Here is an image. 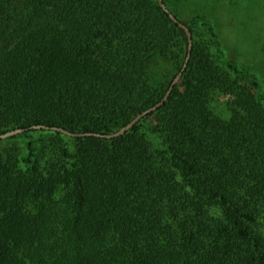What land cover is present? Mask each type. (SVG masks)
Masks as SVG:
<instances>
[{"label":"trees","instance_id":"1","mask_svg":"<svg viewBox=\"0 0 264 264\" xmlns=\"http://www.w3.org/2000/svg\"><path fill=\"white\" fill-rule=\"evenodd\" d=\"M182 24L208 44L192 41L160 125L69 137L34 126L117 132L166 93L184 30L157 0H0V134L24 130L0 147V264H264V93L210 23ZM159 57L175 72L154 82ZM213 90L234 98L226 120Z\"/></svg>","mask_w":264,"mask_h":264},{"label":"rangeland","instance_id":"2","mask_svg":"<svg viewBox=\"0 0 264 264\" xmlns=\"http://www.w3.org/2000/svg\"><path fill=\"white\" fill-rule=\"evenodd\" d=\"M169 12L181 23L200 18L213 27L220 42L224 59L229 60L238 68L247 70L255 78L260 90L264 93V0H162ZM194 43L208 44L204 28L197 25L191 34V45ZM211 60L225 70V67L215 59L212 48L209 50ZM157 65L152 72V78L161 80L160 73H166L168 79L174 72L171 62L157 58ZM168 76V77H167ZM155 78V79H154ZM180 80V79H179ZM243 88L252 90L242 79H237ZM180 89V88H179ZM233 96L219 90L209 93V108L215 117L228 119L233 113ZM241 114V113H240ZM161 115L152 113L147 118L155 125H160ZM151 141L156 143V136L149 133ZM46 136H36V142L42 143ZM3 140V141H2ZM0 147L7 144L20 151L22 140L7 141L2 139ZM69 142L71 140L68 139ZM159 145V144H157ZM46 160H41L43 163Z\"/></svg>","mask_w":264,"mask_h":264},{"label":"water","instance_id":"3","mask_svg":"<svg viewBox=\"0 0 264 264\" xmlns=\"http://www.w3.org/2000/svg\"><path fill=\"white\" fill-rule=\"evenodd\" d=\"M159 6L161 7L162 10H164L165 12L168 13V17L169 19L178 24V26L184 30L185 34H186V37H187V55H186V58L184 60V63L182 65V68L181 70L178 72V74L175 76V78L172 80L171 84L169 85L166 93L164 94V96L162 97V99L157 103L155 104L154 106L146 109L145 111L141 112L140 114L136 115L131 121H129L125 126H123L122 128H120L117 132L113 133V134H109V135H100V134H96V133H83V134H78V133H72V132H69L65 129H62V128H58V127H51V128H48V127H45V126H34V128L36 129H50V130H53V131H58L64 135H67L69 137H82V136H95V137H102V138H107V139H110V138H116V137H119L123 134H125L127 131H129L140 119H142L143 117L149 115L150 113L154 112L158 107L162 106L164 104V102L167 100L168 96L170 95L173 87L178 83L180 77H181V74L183 72V70L185 69L186 67V63L189 59V56H190V49H191V33L190 31L188 30V28L180 23L171 13L168 12V10L166 9V7L164 6L162 0H157ZM24 132L23 129H15V130H12V131H8L6 133H3V134H0V140L2 139H6L10 136H14L16 134H20Z\"/></svg>","mask_w":264,"mask_h":264}]
</instances>
